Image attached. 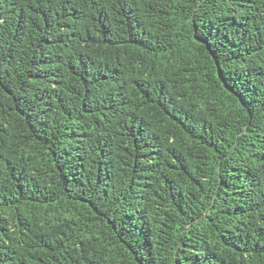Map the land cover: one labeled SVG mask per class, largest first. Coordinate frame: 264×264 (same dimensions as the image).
<instances>
[{"label": "trees", "instance_id": "trees-1", "mask_svg": "<svg viewBox=\"0 0 264 264\" xmlns=\"http://www.w3.org/2000/svg\"><path fill=\"white\" fill-rule=\"evenodd\" d=\"M0 264H264V0H0Z\"/></svg>", "mask_w": 264, "mask_h": 264}]
</instances>
